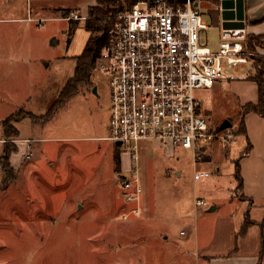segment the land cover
<instances>
[{
  "label": "rangeland",
  "instance_id": "obj_1",
  "mask_svg": "<svg viewBox=\"0 0 264 264\" xmlns=\"http://www.w3.org/2000/svg\"><path fill=\"white\" fill-rule=\"evenodd\" d=\"M16 2L22 11L23 1ZM200 11L209 17L204 9ZM47 19L0 28L4 36L0 52L9 56L25 53L30 60V65L10 66L0 73V92L14 97L15 101L6 103H21L32 83L28 108L37 116L33 123L43 128L35 130L30 121L16 125L19 139L33 144L25 154L12 155L10 163L22 167L0 192V264H195L197 255L203 261L235 253L242 258L262 254L264 264V194L252 199L251 206L236 190L235 177L240 159L241 177L248 169L242 156L252 147L247 135H237V131L245 106L240 105L254 96L250 83L242 81L251 67V75L255 73L254 63L238 72L231 70L236 81L197 92L215 139L204 144L205 152L195 167L189 151L146 144L140 146L137 161L130 164L125 154L130 150L118 151L115 143L104 140L109 136V84L97 67L92 74L97 94L93 89H81L50 122L41 124L74 77L77 58L90 38L83 21L75 25ZM220 32L212 27L207 32V48L212 52L219 50ZM202 39L205 43V35ZM258 49L255 54L261 57ZM6 103L0 116L10 112ZM27 114L22 108L13 119ZM227 121L232 127L221 130ZM249 124L260 141V122ZM256 146L257 153L249 162L252 166L263 157L261 143ZM115 155L132 172L120 167L117 174ZM195 172L208 173L209 178L195 181ZM119 175L130 181L138 179V201H127ZM197 201L205 206L197 207ZM211 208L216 211L209 213ZM248 212L251 229L241 238ZM161 235L169 240H160ZM187 239L185 247H179L177 241Z\"/></svg>",
  "mask_w": 264,
  "mask_h": 264
},
{
  "label": "built area",
  "instance_id": "obj_2",
  "mask_svg": "<svg viewBox=\"0 0 264 264\" xmlns=\"http://www.w3.org/2000/svg\"><path fill=\"white\" fill-rule=\"evenodd\" d=\"M65 20L84 19L70 14ZM108 20L109 44L97 65L109 84L106 140L130 150L126 153L134 162L142 144L178 146L191 153L195 167L204 144L215 139L197 92L236 81L230 71L250 66L256 54L239 40H225L218 52L207 48L210 28L189 0H136ZM204 178L209 174L195 172V181ZM137 185V179L120 181L127 201L139 200ZM196 206L205 203L197 201Z\"/></svg>",
  "mask_w": 264,
  "mask_h": 264
},
{
  "label": "crops",
  "instance_id": "obj_3",
  "mask_svg": "<svg viewBox=\"0 0 264 264\" xmlns=\"http://www.w3.org/2000/svg\"><path fill=\"white\" fill-rule=\"evenodd\" d=\"M17 0H0V28L4 27H19L20 25H27V24H35L38 23L37 21H45L48 20V17H52V20H57V19H62L63 21L67 22L65 19L70 15V14H75L78 17H81L84 20H81L85 22V19L88 18V13L90 8L97 7L96 0H22L23 1V6H22V11H20V7L16 4ZM198 9H204L208 16L207 18H204L205 22L208 24L209 28L211 29H220V43H219V48L222 43L225 42L224 36H223V31L221 29V21H220V0L218 3L208 1V0H201L199 1V6ZM201 12V11H200ZM244 21H245V39L242 40L243 43L246 41V37L253 35V36H262L264 35V0H244ZM72 23V22H69ZM21 27V26H20ZM0 34H3L0 31ZM0 44H4V36L0 35ZM1 48V47H0ZM3 53V54H1ZM5 52H0V73L3 72L5 69H9L10 66H16L20 65L23 63H26L25 65H30L27 64L29 59L24 57L26 54L25 53H15L11 54V56L4 54ZM257 54H259L261 57L264 58V49H258ZM245 68V67H244ZM243 69V68H240ZM14 70V69H11ZM9 71V70H8ZM239 69L236 71L238 72ZM252 67L250 70V74L252 73ZM248 77V76H247ZM246 77V78H247ZM246 78L243 79V82H249L246 81ZM250 87L252 88L254 92V96L248 100H245L240 106L247 105V104H257L258 102V89L257 85L253 82H249ZM218 84V83H217ZM216 85V84H215ZM214 85V87H215ZM28 93L24 95L22 98L21 103H6L7 101L13 102L14 97L11 95H4L2 96V92H0V108H3L6 103L7 107L10 109V112L7 114H4L0 116V159L2 155L4 154V149L7 144L14 143L17 151L15 153H18L19 151H22V155L25 154V152L28 150H32V145L33 142L30 140H20L19 138L16 141L11 142L10 140H7L4 137V132H3V122L6 121L10 116L14 115L18 110L25 108L27 109L28 113L34 115L30 109L28 108L30 105H32V83H28ZM213 87V88H214ZM212 88V89H213ZM4 102V103H3ZM37 117L36 115H34ZM41 117V116H38ZM253 120H258L260 122V133H261V139L260 141H257L255 134H252L251 128H250V122ZM24 121H30L32 122L33 128L36 130L41 129L42 126H38L33 121L29 118L24 119L20 122L14 123L15 129L18 131L16 125L24 122ZM246 121V134L247 137L250 141V144H252V151L249 153L248 156L244 157L245 161H243V165L246 164L248 165L246 171L243 172L242 176V182L243 186L242 189L240 190V193L242 196L245 197L247 200L246 202H249L251 206H253V201L252 199L258 198L259 196L264 194V118L259 117L256 114H248L244 117V123ZM43 129V128H42ZM41 129V130H42ZM109 131V129H108ZM19 132V131H18ZM108 138V137H107ZM105 138L104 140L107 141ZM35 141V140H33ZM214 140L211 141V144ZM260 142L261 146L259 148V153L260 155L263 154V157H261L260 162L256 166H252L249 164V162L252 160L254 155L257 153V146L256 143ZM146 145H154L156 148H161V149H171V150H176L177 148H180L178 146H168V147H163L158 144H150V143H145ZM211 147V146H210ZM119 150V148L117 149ZM120 151V150H119ZM205 152V151H204ZM121 153V152H120ZM173 153V152H172ZM128 158H129V163L131 164L132 157L125 153ZM13 155V154H12ZM11 155V157H12ZM122 156V155H121ZM139 156V154H138ZM10 157V159H11ZM246 159H248L246 161ZM12 169L15 170H21V165L20 169L17 168L18 166H15L12 163H10ZM121 167L122 162H121ZM130 167V166H129ZM33 167L30 166L29 169H32ZM241 169V168H240ZM34 170V169H33ZM123 170L125 172H132L130 168L126 171L124 168ZM169 171V170H168ZM16 172V171H15ZM0 174H1V182L3 180V173L0 168ZM122 179H125V176H122L120 179H118V182H120ZM127 179V178H126ZM136 179V178H135ZM134 180V179H132ZM138 180V179H137ZM237 190V189H236ZM263 191V193H262ZM216 211V208H214ZM214 211V212H215ZM249 213V212H248ZM257 223V222H254ZM243 224V223H242ZM258 224V223H257ZM255 227V226H254ZM242 228V227H241ZM253 228V227H252ZM251 229V228H250ZM250 229L246 233V235L240 236L241 238H246ZM240 235V233H239ZM171 237V235H169ZM181 236H183V233H181ZM162 241H168L169 238L168 236H160L159 238ZM189 239L187 240H178L177 243H179V247H185L184 245L188 243ZM237 251V250H236ZM235 251V252H236ZM196 262L195 264H261L262 262V254L258 258H242L238 256L237 253L232 254V256L229 257H206L203 259L201 256H196Z\"/></svg>",
  "mask_w": 264,
  "mask_h": 264
},
{
  "label": "trees",
  "instance_id": "obj_4",
  "mask_svg": "<svg viewBox=\"0 0 264 264\" xmlns=\"http://www.w3.org/2000/svg\"><path fill=\"white\" fill-rule=\"evenodd\" d=\"M218 3L219 0H208ZM136 0H96L97 7L90 8L88 13V18L84 22L85 30L90 34V38L85 46V49L80 57L77 58L75 75L70 79L63 90L60 93L59 98L55 101L52 106L48 109L46 115L41 118V124L45 125L50 122L54 116L65 106V104L74 98L81 89H93L92 74L95 71L99 58L102 51L108 46L109 38L108 31L112 26V22L108 18L118 14L126 7L133 6ZM176 6V4H173ZM73 24H78L79 22H72ZM245 44L247 48L255 53V48L264 49V35L262 36H247ZM254 63L255 73L250 74L246 80L253 82L257 85L258 89V102L257 104H247L242 108L240 116L242 121L237 131V135H247L244 123V117L248 114H256L259 117L264 118V58L256 55L251 59ZM10 116L6 121L3 122V132L4 137L11 142L16 141L19 138V132L13 126L14 123L20 122L24 119H33L34 115L28 113L24 118H14ZM251 146L247 148L243 157L249 155L251 151ZM17 151L14 143L7 144L4 149V154L0 159V168L3 173V180L0 185V192L5 191L11 182L15 179V171L10 165V157ZM119 151V150H118ZM115 164V170L117 174H120L121 159L118 155L113 158ZM240 161L236 164V180H237V190H241L243 186L242 177L240 173ZM248 218L249 213L245 217V222L241 228V232L245 236L248 230ZM246 224V225H245ZM244 226L245 229H244ZM255 225H252V227ZM249 228V229H247ZM242 236V234H241Z\"/></svg>",
  "mask_w": 264,
  "mask_h": 264
},
{
  "label": "water",
  "instance_id": "obj_5",
  "mask_svg": "<svg viewBox=\"0 0 264 264\" xmlns=\"http://www.w3.org/2000/svg\"><path fill=\"white\" fill-rule=\"evenodd\" d=\"M172 3L186 4L188 0H169ZM199 1L201 0H189L193 3L195 8H198ZM244 0H220V21L221 29L225 40H239L245 39V21H244ZM93 93L97 94V88H93ZM232 124L228 121L225 122L221 130L230 129ZM117 147H120V143H116ZM121 176H118L120 179ZM215 209L211 208L208 212L212 213Z\"/></svg>",
  "mask_w": 264,
  "mask_h": 264
}]
</instances>
